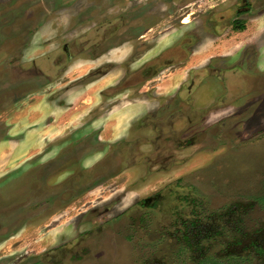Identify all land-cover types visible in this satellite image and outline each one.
I'll list each match as a JSON object with an SVG mask.
<instances>
[{"label":"rangeland","instance_id":"rangeland-1","mask_svg":"<svg viewBox=\"0 0 264 264\" xmlns=\"http://www.w3.org/2000/svg\"><path fill=\"white\" fill-rule=\"evenodd\" d=\"M95 1L102 2L101 8L84 17L83 4ZM239 3L241 0H0V27L6 29L0 38L4 34L10 36L5 38L8 43L0 44V142L3 137L15 140L25 136L20 145L27 151L17 160L0 153V163L5 162L9 169L0 170V190L7 194L0 192V220L8 221L12 217L1 227L0 264H98L108 258L113 260L105 264H264V248L261 250L253 242L256 237V241L264 239L263 234L258 235L264 228V0L254 2L255 12L246 14L251 17L246 21L247 30L240 32L227 17L228 9ZM119 17L123 32L111 39L121 36L125 43L101 61L113 59L124 63L120 66L124 67L132 61L129 57L135 50L139 52L136 56L146 52L134 64L137 66L184 35L190 51L182 63L186 66H167L158 74L160 79L151 83L157 82L158 87L168 91L174 83L184 81L191 67H200L211 60L219 66L221 77L205 75L192 94L195 103H215L219 107L208 122L209 126L215 122L209 129L215 127V143L205 142L186 163L174 165L168 171L144 174L133 166L123 171L122 177H113L86 193L77 195L61 190L59 197L39 209L25 211V203H21L40 196L42 175L38 173V157L52 156L57 142L61 143V151L70 149L66 138L70 135L71 121L82 120L87 110L82 107V100L86 99V108L97 103L98 90L118 79L119 74L114 71L91 87H77L79 91L70 98L73 102L65 104L75 106L65 109L57 101L47 102L42 93L51 94L66 81L88 71L91 67L88 55L80 53L68 61L65 72L46 86L38 80L20 86L15 85L16 76L27 72L8 62L14 44L18 39L27 40L23 58L38 59L65 42L79 39L88 27L94 29L95 24L109 27L106 35L110 34L115 31ZM181 19L189 21L183 25ZM109 23L112 25L108 26ZM102 33L103 29L91 30L89 35L91 39H99ZM164 76L168 81H163ZM237 76L251 80L250 93L245 95L243 88L236 87L232 80ZM235 93L238 96L232 95ZM124 99L123 103L127 102ZM118 114L114 109L104 119L110 130L108 135L111 131L116 135L125 126L122 120L126 117ZM223 121L226 123L220 127ZM10 123H13L11 128ZM223 129V137H218ZM106 148L109 150V144ZM177 181L186 183L177 187L181 193L187 196L193 193L195 200L203 201L204 205L209 203L204 210H210V200L215 194V243L212 238L206 240L204 250L199 251L198 245H185L176 224L144 219L148 209L135 205L165 184ZM44 182L49 185L47 179ZM194 184H199L200 189L192 187L194 192L190 193L187 187ZM103 203L110 205L105 211L101 207ZM4 204L11 214H4ZM173 204L186 205L185 213L192 216L194 205L188 198L177 199ZM94 207L98 211L90 214L88 211ZM226 227L232 232L223 234L221 228ZM247 231L251 240L246 238L243 242ZM227 244L234 250L221 249ZM223 250L228 251L221 253Z\"/></svg>","mask_w":264,"mask_h":264},{"label":"flooded vegetation","instance_id":"flooded-vegetation-1","mask_svg":"<svg viewBox=\"0 0 264 264\" xmlns=\"http://www.w3.org/2000/svg\"><path fill=\"white\" fill-rule=\"evenodd\" d=\"M71 1L69 0V2ZM73 1L75 2L76 0ZM257 1L241 0L239 5L233 4L228 9L229 15L227 16L230 19L229 21L232 22L231 26L237 29L243 23L245 28L237 30L239 32L247 30L246 21L248 17H246V14L252 15L255 12L254 2ZM101 3V1H95L92 4H83L82 15L84 17L90 15L92 10L101 8ZM121 18L119 17V21L115 24V31L110 34L106 35V32L110 29L109 27L104 28L102 26V28L95 24L94 29L92 26L88 27L79 39L65 42L55 47L54 51L52 49L36 57L38 59L25 60L23 58L24 49L28 47L29 43L27 40L18 39L14 44L15 50L8 62L13 65L16 64L21 71L27 72V75L16 76L15 85H20V83L21 85H30L32 80H38L41 83L44 81L42 85L46 86L47 83L58 79L60 74L65 72L69 64L68 61H72L80 53L88 55L87 59L91 61V67L88 71L66 81L64 86L57 88L51 94L49 92L42 93L46 95L47 102L55 104L57 101L56 104L64 105L65 109H71L75 106L72 104L66 106L65 104L73 102V99L70 98L75 95L73 92L79 91L77 87H91L111 75L114 71L119 74L118 79L114 80V82L110 81L106 86L98 90L99 100H97L99 103L91 104L89 108H86L84 104L87 101L86 99L82 100V107L87 110H85L82 120L71 121L70 135L66 138L69 139L70 149L61 151V143L58 144L59 142H57L54 145L56 151L52 156L44 157L40 155L38 157V173L42 175L43 180H40V193H38L40 196L37 200L27 198V201L22 202L21 204L25 203L23 210L39 209L43 204H47L53 198L59 197L61 190L77 192V195H81V192L86 193L97 185L113 179V177L118 175L122 177V172L133 166H136L138 170L144 171V174L155 171H168L174 165L186 163L196 150L203 147L205 142L211 141L215 143V127L209 131L210 127L215 126V122L211 126L208 125V122L212 117H215V112L219 107L215 106V103H209L208 105L195 103L196 100L192 94L198 85V81L205 75H218V77H221L219 66L215 65V63L212 64L211 60V63H206L200 67H191L184 81L174 83V87H169L168 91L158 87L157 82L151 83L160 79L158 74L167 66L179 65L181 68L186 66H182V63H185L186 56L190 51L188 52L186 48L187 39L184 35L176 42L162 47L159 53L145 59L144 62L137 66L134 64L141 60L140 58L144 57L146 52L136 56L139 52L135 50L129 57V60L132 61H129L124 67H120L124 63L119 64L113 59L107 58L101 61L107 53L118 49L125 43L121 40V36L118 37V41L111 39L117 35L116 33L123 32L120 31L123 27ZM188 21L181 19L183 25ZM111 25L110 23L108 24V26ZM152 27L149 26L148 29H152ZM100 29H103V33L100 35L101 38L91 39L90 31H98ZM3 31H6V29L0 27V33H3ZM9 37L8 34H4L2 39L0 38V44L6 43L7 39L5 40V38ZM164 77L163 81H168V77ZM239 77H235L232 80L233 83L238 85L236 87L243 88L242 93L245 95L250 93L251 80L244 81V79L242 80ZM170 82L167 83L170 84ZM171 91L172 93H169ZM232 95L238 96V93ZM141 96L148 98L143 99ZM123 97L127 102L123 103ZM113 98L117 101L120 98L122 99L120 102L114 103ZM6 108L4 109L6 110ZM114 109L119 111V116L126 117L125 120H122V124L124 123L125 126L119 129L116 135L112 131L108 135L110 130L107 129L104 119L110 117L109 115ZM255 115L257 114L254 112ZM52 121L50 120L49 122ZM225 123L226 121H223L220 127H223ZM220 131L222 132H219L217 136L223 137L225 131L224 129ZM107 144H109V150L106 148ZM187 150L193 151L189 153ZM92 155L96 156L93 158ZM109 163L111 165L107 167ZM194 170L196 169H192V171ZM2 175L6 176L5 173H2ZM10 176L14 177L13 175ZM46 179L49 185L45 184L44 181ZM177 182L175 184L171 182L165 184L135 202V205L142 209H148L143 217L144 219L148 218L149 221L155 222L158 219H162L165 223L176 224V228L181 232V235L183 234L182 239L185 245H198L199 251L204 250L207 247V244L204 243L206 240L212 238V242L215 243V238H213L215 237V194L212 195L213 197L210 200V210H204L203 208H208L209 203H205V206L203 201L195 200L192 193L194 189H190L195 186L200 189V185H189L187 189L192 194L187 196V193H181L177 189L178 186H185L186 183ZM6 190L8 192L9 188L7 187ZM0 192L4 193L1 190ZM5 195L7 196V194ZM8 195L15 196L12 193H8ZM187 198L190 200V204L194 205H192L193 208L191 210L192 216H188L185 213L187 210L186 205H184V208L182 205L173 204V202H177V199L185 201ZM111 202L115 203V200ZM3 206H6L4 214H11L9 213V207L5 204ZM227 206L224 208L227 209ZM97 207L91 208L88 212L91 214L98 211ZM101 207L105 211L110 205L103 203ZM11 218L10 215L9 222ZM135 220L133 219V222ZM8 221L5 219L4 221L0 220V231L2 230L1 227L5 226ZM221 229L223 234L228 232L227 227ZM229 232H232V230ZM262 234L264 235V228L258 233L260 237ZM244 237L242 238L243 242H245L246 238L251 240L249 231L244 233ZM126 240L130 241L127 238ZM256 240H258L257 237ZM256 240L253 239L255 246H260L262 250L264 248V239L261 237L260 241ZM247 245L246 249L248 252L251 248V243ZM225 246L221 249L234 250L228 247V244ZM206 251L208 250H205V253ZM226 251L228 250H223L221 253ZM112 260V258H108L104 261H99L98 264H105L106 261Z\"/></svg>","mask_w":264,"mask_h":264},{"label":"crops","instance_id":"crops-1","mask_svg":"<svg viewBox=\"0 0 264 264\" xmlns=\"http://www.w3.org/2000/svg\"><path fill=\"white\" fill-rule=\"evenodd\" d=\"M29 109H31V108H29ZM23 115L26 116V113L23 114ZM23 115H21V117ZM22 120L23 119H21V121ZM13 123H10L9 128L12 127ZM15 133H17V132H15ZM24 137H22V138L24 139ZM23 139H17L16 138L15 139L16 141H15L13 137L12 138H7V139H6V137H3V140H1L2 142H0V153H4V154H1V155H4V156H9L10 155L11 157H13L12 159H15V160L21 158L22 155H24V154L26 155V153H27L26 149L23 148L20 145L21 142L23 141ZM8 147H9V149H8ZM12 154H13V156H12ZM4 164H5V162H1L0 163V170L1 171L9 170V169L6 168V166Z\"/></svg>","mask_w":264,"mask_h":264},{"label":"trees","instance_id":"trees-1","mask_svg":"<svg viewBox=\"0 0 264 264\" xmlns=\"http://www.w3.org/2000/svg\"><path fill=\"white\" fill-rule=\"evenodd\" d=\"M244 28H245V25L243 23L237 27V29H239V30H243Z\"/></svg>","mask_w":264,"mask_h":264},{"label":"bare ground","instance_id":"bare-ground-1","mask_svg":"<svg viewBox=\"0 0 264 264\" xmlns=\"http://www.w3.org/2000/svg\"><path fill=\"white\" fill-rule=\"evenodd\" d=\"M188 21V20H187Z\"/></svg>","mask_w":264,"mask_h":264}]
</instances>
